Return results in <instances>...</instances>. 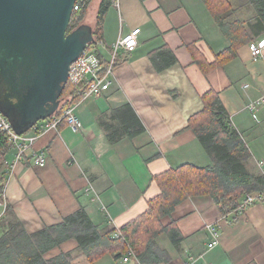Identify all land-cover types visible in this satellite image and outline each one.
Wrapping results in <instances>:
<instances>
[{"label": "crops", "instance_id": "obj_1", "mask_svg": "<svg viewBox=\"0 0 264 264\" xmlns=\"http://www.w3.org/2000/svg\"><path fill=\"white\" fill-rule=\"evenodd\" d=\"M101 2L92 0V26ZM233 2L236 19L249 22L255 17L251 7ZM134 30H140L138 46L132 52L119 51L109 90L77 105L82 132L62 124L58 132L42 136L13 169L15 153L7 155L4 200L27 233L60 224L81 210L102 230L121 229L161 193L155 177L185 164L211 165L188 129L189 119L202 111V97L211 90L218 93L230 126L251 153L249 170L264 175V104L257 111L249 109L264 99V52L254 62L247 45L235 60L214 66L229 42L202 0H123L120 12L111 6L105 16L103 39L96 45L101 58L108 61L119 39ZM256 41H264V34ZM163 49L173 52L177 64L158 72L152 56ZM126 105L146 131L111 145L99 122H109L107 116ZM42 153L48 156L43 167L35 163ZM8 219L6 215L2 225ZM173 222L184 237L180 248L165 235L157 240L171 256L168 264H264V202L243 214L223 216L210 197H192L163 221ZM209 225L221 234L213 249L208 248ZM63 253L79 255L78 243L68 241L45 258ZM75 264L90 263L80 257ZM95 264L126 263L106 256Z\"/></svg>", "mask_w": 264, "mask_h": 264}, {"label": "trees", "instance_id": "obj_2", "mask_svg": "<svg viewBox=\"0 0 264 264\" xmlns=\"http://www.w3.org/2000/svg\"><path fill=\"white\" fill-rule=\"evenodd\" d=\"M202 1L229 42V47L215 57L214 66L221 67L235 60L242 47L264 34V0H239L241 7L249 6L256 13L249 22L235 18L237 9L234 0ZM91 6L92 0H86L74 12L69 32L84 24ZM111 6L112 0H102L96 25L93 26L95 43L92 46L102 42V26ZM152 62L158 72H163L175 66L177 59L172 51L163 49L152 56ZM118 63L119 60L115 66ZM198 63L202 66L201 62ZM84 93V87H73L68 83L54 116L60 117L65 109L79 104ZM202 103V111L189 119L188 129L196 135L211 159V165L199 167L185 164L155 177L161 193L149 202L142 215L118 229L121 233L119 237H115L117 229L102 230L84 210L68 216L60 224L29 234L13 210L7 207L9 219L2 225L0 235V264H75L80 257L95 264L106 256L115 261L123 260L129 251L134 255L129 264H168L171 256L158 245L157 240L165 235L177 250L184 242L175 222L169 225L163 223L179 204L192 197L208 196L221 215L229 216L238 209L246 195L263 193L264 175H255L249 170L251 153L240 133L230 126L229 114L218 93L209 91L202 97ZM107 117L109 122L101 119L99 124L111 145L125 138L133 140L146 131L130 105L113 110ZM9 153L8 138L0 133V204L5 197L4 168ZM71 240L78 243L79 255L63 253L51 259L45 258Z\"/></svg>", "mask_w": 264, "mask_h": 264}, {"label": "water", "instance_id": "obj_3", "mask_svg": "<svg viewBox=\"0 0 264 264\" xmlns=\"http://www.w3.org/2000/svg\"><path fill=\"white\" fill-rule=\"evenodd\" d=\"M79 0H0V111L18 135L54 116L71 65L95 43L88 23L69 32Z\"/></svg>", "mask_w": 264, "mask_h": 264}, {"label": "built area", "instance_id": "obj_4", "mask_svg": "<svg viewBox=\"0 0 264 264\" xmlns=\"http://www.w3.org/2000/svg\"><path fill=\"white\" fill-rule=\"evenodd\" d=\"M86 0H79L76 3L74 12L78 11L80 6L85 3ZM123 0H112V6L119 12L121 10ZM140 30H134L121 37L119 41L114 45L112 49L111 58L106 61L99 55L97 46H89L85 52L75 61L69 71L68 83L73 87H84L83 100L92 97H100L110 88V78L114 74L115 64L118 60L119 51L132 52L138 46V35ZM252 60L258 62L263 57L264 52V41H256L249 45ZM82 100V101H83ZM264 104V99H260L257 102L251 104L249 109L251 111H257L258 108ZM78 105V104H77ZM73 105L64 110L60 117L52 116L46 121L38 123L30 132L24 135H18L12 124L0 111V133L4 134L8 138V146L10 152H14V162L10 166L13 169L16 164L23 161L29 151H31L37 141L49 132H58L62 124H66L74 133H80L84 127L82 122L76 115V107ZM48 161L46 153H42L37 156L35 163L38 166H45ZM262 165V163H261ZM264 202V192L255 195H246L240 203V206L236 210V214L240 215L245 213L252 205L256 203ZM0 235L3 232V220L6 216L7 205L4 200L0 204ZM207 230L211 233L212 240L208 245L209 249L215 248L219 245L221 234L215 226H207ZM121 236L119 230L115 234V237ZM132 251H129L123 262L129 264L133 258Z\"/></svg>", "mask_w": 264, "mask_h": 264}, {"label": "rangeland", "instance_id": "obj_5", "mask_svg": "<svg viewBox=\"0 0 264 264\" xmlns=\"http://www.w3.org/2000/svg\"><path fill=\"white\" fill-rule=\"evenodd\" d=\"M92 12H93V9L91 8V9L89 10L88 15L86 16V20H85L84 23H87V21H88V24L94 22V16H93ZM89 25H90V24H89Z\"/></svg>", "mask_w": 264, "mask_h": 264}]
</instances>
